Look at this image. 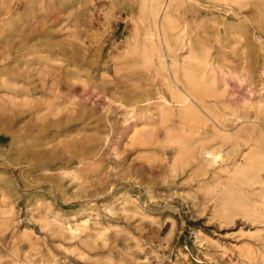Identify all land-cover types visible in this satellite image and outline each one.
Wrapping results in <instances>:
<instances>
[{
  "label": "rangeland",
  "instance_id": "rangeland-1",
  "mask_svg": "<svg viewBox=\"0 0 264 264\" xmlns=\"http://www.w3.org/2000/svg\"><path fill=\"white\" fill-rule=\"evenodd\" d=\"M140 10L141 0H0V264H264V197L231 175L246 147L217 145L222 159L198 171L172 163L162 130L132 141L131 110L160 89L124 53ZM175 14L223 86L216 112L249 113L264 87V0H184ZM133 94L151 101L129 106ZM71 210L82 211L74 236L53 217Z\"/></svg>",
  "mask_w": 264,
  "mask_h": 264
},
{
  "label": "bare ground",
  "instance_id": "bare-ground-1",
  "mask_svg": "<svg viewBox=\"0 0 264 264\" xmlns=\"http://www.w3.org/2000/svg\"><path fill=\"white\" fill-rule=\"evenodd\" d=\"M177 2L184 4V0H141L140 21L135 25L134 35L124 52L129 66L151 70L160 83L153 103L140 108L138 113L137 108L131 110L136 113L135 119L141 122L140 126L135 125L132 141L145 144L155 137V132L162 130L164 144L173 148L172 163L196 162L198 171L211 168L218 159L220 161L221 154L215 146L226 144L236 150L246 147L248 151L240 153L243 163L234 165L231 175H239L246 182L241 193L264 197V87L258 100L250 105L249 113L242 117L241 113L236 114L228 119L219 116L215 104L221 103L223 86L215 82V70L206 53L197 51L191 39H182L185 29L175 14ZM183 48L186 51L181 56L178 51ZM139 99L133 94L129 106L151 101L148 97ZM241 124L245 126L241 127ZM233 128L237 129L232 131ZM19 143L18 137L13 135L8 145L12 147ZM210 143L214 145L208 146ZM245 210L248 215L263 217L254 204L246 205ZM81 213V210H71L65 213V217L56 214L54 223L62 232L74 236L80 226L73 225L71 220H76ZM80 222L85 227L88 220ZM249 252L241 251V256L251 260Z\"/></svg>",
  "mask_w": 264,
  "mask_h": 264
}]
</instances>
